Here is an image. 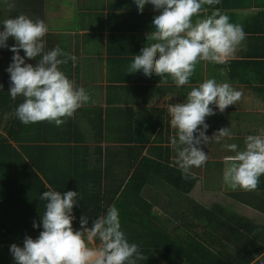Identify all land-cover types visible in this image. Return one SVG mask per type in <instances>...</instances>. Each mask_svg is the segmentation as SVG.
<instances>
[{
	"label": "clouds",
	"instance_id": "obj_1",
	"mask_svg": "<svg viewBox=\"0 0 264 264\" xmlns=\"http://www.w3.org/2000/svg\"><path fill=\"white\" fill-rule=\"evenodd\" d=\"M4 2L0 0V4ZM134 3L141 13L146 5H151L157 14L152 17L151 31L146 36L148 43L133 55L128 74L139 71L145 77L160 76L161 81L170 78L180 88L190 83L197 63L224 64L246 38L243 25L232 22L219 8L201 15L202 10L206 12L204 5L219 0H134ZM49 32L45 19L24 12L0 17V48L9 47L10 37L15 41L6 69L10 74L8 95L13 100L22 97L14 115L23 124L48 121L63 125L90 101L87 87L77 84L63 68L69 61L75 66L78 57L57 44L49 47L46 38ZM241 96V90L213 77L191 86L182 101L167 104L169 124L175 130L169 143L184 179L194 178L192 170L207 161L204 146L233 135L229 127H222L210 137L206 117L216 111L224 112ZM243 144V148L236 143L223 144L233 153L223 157L222 170L223 182L232 190H253L264 175V128L246 135ZM39 199L46 203L41 222H34L33 227L42 226V231L35 238L26 236L23 246L10 245L15 264H138L144 258L140 245L130 242L122 230L115 204L97 215L91 226L89 217L81 214L80 227L74 228L79 192H62L48 186Z\"/></svg>",
	"mask_w": 264,
	"mask_h": 264
},
{
	"label": "trees",
	"instance_id": "obj_2",
	"mask_svg": "<svg viewBox=\"0 0 264 264\" xmlns=\"http://www.w3.org/2000/svg\"><path fill=\"white\" fill-rule=\"evenodd\" d=\"M46 2L5 0L0 4V17L20 12L32 16L34 11H40L39 14L43 16L42 6ZM252 5V0H236V5L233 0H219V3L204 5V8L209 12L219 8L229 15L231 7L246 8ZM262 13V17L257 19L255 16L254 20L263 22ZM14 43L10 37L9 47L4 49V57L0 59V84L3 85L0 88V127L6 119L4 131L0 132V264H15L10 245L16 243L23 246L26 236L35 238L42 231V226L34 228L33 223L41 222L46 202L39 197L48 186L62 192H79L78 206L74 208V228L80 227L81 214L89 217L91 226L97 215L115 204L122 230L130 242L140 245L144 258L138 264H251L264 254V242H261L246 257L240 256L239 251L237 255H226L224 249H214V241H208L207 237L216 233L212 230L207 232L199 223L195 224L196 217H205L217 231V226L225 222L222 215L217 216V211L205 208L200 212L195 200L196 203L190 206L181 203L183 193L178 190L181 171L175 162L173 148L163 144L169 141L171 134L169 132L164 138L162 119L155 123L161 124L154 139L160 144L153 146L150 154L142 156L144 146L141 144L130 145L121 147L120 152L113 156L118 157L115 159H112L110 149L103 146L108 136L115 134L120 139L121 135L127 134L123 141L132 142L129 140L140 139L137 135L145 138L144 141L150 135L142 133L143 129H138L131 117L124 119L123 116L119 123L114 121L110 117V113L114 114V108L107 109L106 122L101 108L90 109L89 120L85 119L86 126L73 116L60 126L48 121L21 123L15 117L14 109L22 97L13 100L8 95L10 78L6 69L9 66L8 58L13 55L10 47ZM118 113L125 115L121 109ZM127 129L135 131L128 133ZM157 181L162 187L170 189L166 190V198L155 196L152 201L145 191ZM162 205L172 214L155 213V208ZM242 218H238V228H231L245 235L250 228L245 226ZM183 223L187 224L185 229L172 231L173 226ZM255 229L264 231V226ZM224 247L227 250L228 244H224Z\"/></svg>",
	"mask_w": 264,
	"mask_h": 264
},
{
	"label": "crops",
	"instance_id": "obj_3",
	"mask_svg": "<svg viewBox=\"0 0 264 264\" xmlns=\"http://www.w3.org/2000/svg\"><path fill=\"white\" fill-rule=\"evenodd\" d=\"M260 3L263 5L264 0H252L253 5L250 7L234 6L229 9L228 16L232 22L243 25L246 38L224 64L207 61L197 63L190 83L180 88H177L170 78L161 81V77L155 74L145 77L139 71L127 73L133 55L148 43L146 36L151 31L152 17L157 14L151 5H146L141 13L134 0H74L72 15L77 23L70 28L59 25L53 28V25L46 21V13L43 16L39 14L40 11L32 13V17L45 19L48 23L50 32L46 38L49 47L59 45L60 40L68 41L65 37L63 39L62 35L67 31L70 33V36L67 35L68 43L63 44L62 48L73 52L78 57V62L73 66L69 61L63 68L77 84L87 87L90 94V101L74 113L75 120L86 126L85 119L89 120L91 114L89 110L101 108L106 122L107 109L114 108V114L110 113L114 121L119 123L123 116L124 119L131 117L138 129H143L142 133L150 135L146 141L141 135H137L140 139L129 140L132 142L123 141L128 137L127 134L121 135L120 139H117L115 134L108 136V140L104 139L103 146L110 149L112 159L118 158L113 156L120 152L121 147L130 145L141 144L144 146L142 156L150 154V149L160 144L154 140L161 125L155 124L159 119H162L164 138L169 132L174 135L175 130L169 124L167 104L182 101L190 87L204 79L214 77L218 82H228L241 90L242 96L235 105L228 106L224 112L216 111L215 115L206 117V123L209 125L207 135L211 137L222 127H229L233 135L230 138L225 137L221 142L213 140L204 146L208 154L207 161L192 170L194 178L186 180L180 174L178 183L181 184L177 189L183 193L180 197L183 205L190 206L197 202L200 212L201 209L208 208L217 211V216H223L222 221L225 223L217 224V231L211 226L208 218L196 217L195 220V224L199 223L205 231L212 230L216 233L207 237L209 242L214 241V249H224L226 255H237L239 251L242 257L251 254L257 244L264 242V231L255 229L264 226V175H261L257 187L253 190L228 188L222 178L223 157L233 153L223 147V144L236 143L243 148L246 135L256 134L260 128H264V21L254 20L255 16L257 19L262 17L264 12V7L259 6ZM233 4L236 5V0H233ZM63 13L65 11H55L53 17H61ZM210 13L206 9V12L202 10L201 15ZM23 54L21 49V55ZM12 56L8 58L9 64ZM3 57L4 51L0 59ZM28 62L35 64L37 61ZM119 109L125 112V115L118 113ZM115 126L116 124L113 127ZM128 130V133L133 131ZM163 144L170 145L168 140ZM220 183L229 198L213 203V200H217L216 197L224 196L214 187ZM239 217H243L245 226L250 228L245 232L247 235L237 233L231 228H238ZM186 225L183 223L180 227L185 229ZM198 231L202 232L199 229ZM224 244H228L227 250ZM263 255L255 259L258 261L256 264H264ZM255 261L251 264H255Z\"/></svg>",
	"mask_w": 264,
	"mask_h": 264
},
{
	"label": "rangeland",
	"instance_id": "obj_4",
	"mask_svg": "<svg viewBox=\"0 0 264 264\" xmlns=\"http://www.w3.org/2000/svg\"><path fill=\"white\" fill-rule=\"evenodd\" d=\"M73 1L74 0H61V1L60 0H47L46 4L44 6H42L44 14L46 13L45 17H46V15L48 17L46 21H49L53 25V28L55 26L56 27L65 26V27H69V28L71 26H73L75 23H77V22H75V20L73 18V15H72V13L74 11V9H73L74 5H72ZM55 11L56 12L57 11H59V12L65 11V13H63V16H61V17L58 16V18H57V17H53V14H54ZM69 34L70 33L68 31L64 32V34L62 35V38L64 39V37H65V39L69 41V39L67 38V35H69ZM68 41L60 40L59 41V45L61 47H63V44H67ZM4 49L5 48H0V55L1 54L3 55ZM5 123H6V119H4V121L2 122V126L0 127V132L4 131ZM202 176H204V174H202ZM162 184L164 185L163 182H162ZM214 187L217 188L218 190H220V194L224 195V196L216 197L215 199H217V200H213V203L216 202V201H218V202L221 201L222 202V201H224V199H228L229 198L227 195H225L224 190H223V185H221V183H220L219 186H218V184L214 185ZM167 188L162 187L160 182L157 181L156 184H153V185H151L150 187H148L146 189L145 195L149 199H151L152 201L155 199L154 198L155 196L156 197L162 196L163 198H166L167 195H168L167 194L168 191L166 192ZM169 189L170 188H168V190ZM162 199H160V200H162ZM164 208H165L164 205H162L160 207H156L155 208V213H157L159 215H171L172 214L168 209H166V208L164 209ZM160 209H162V211ZM172 216H174V215H172ZM180 229H183V227L182 226L181 227L180 226H177V227L173 226L172 231H179Z\"/></svg>",
	"mask_w": 264,
	"mask_h": 264
}]
</instances>
